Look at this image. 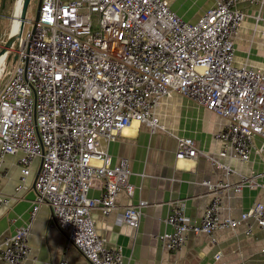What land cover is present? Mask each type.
<instances>
[{"label":"built area","instance_id":"obj_1","mask_svg":"<svg viewBox=\"0 0 264 264\" xmlns=\"http://www.w3.org/2000/svg\"><path fill=\"white\" fill-rule=\"evenodd\" d=\"M18 3L22 9V0ZM243 3L259 12L248 14L240 8ZM263 8L264 0H215L189 22L168 0H42L38 21L27 17L0 68V79L7 77L0 89V183L7 156L23 153L19 189L26 188L33 162L41 160L30 219L5 239L1 260L28 264L31 228L46 205L86 264H125L121 247L108 246L93 218L94 209L109 216L121 191L130 197L135 192L129 160L115 163L107 145L134 122L152 135L164 131L157 109L175 94L225 121L214 135L222 160L182 137L178 160L204 156L228 178L236 173L232 161L249 163L254 150L264 153V142L255 147L256 138L264 141V67L236 61V39L245 21L264 24ZM12 58L14 68L7 71ZM240 176L235 184L202 181L211 200L198 223L186 215L184 202H174L166 219L171 230L158 236L163 249L182 250L190 234L217 243L215 233L222 229L245 225L247 235L264 230V201L239 218L221 216V192L264 191V172ZM94 189L100 193L90 196ZM11 201L0 195V206ZM147 205L140 200L124 207L122 222L138 230ZM55 264L70 263L64 258Z\"/></svg>","mask_w":264,"mask_h":264},{"label":"crops","instance_id":"obj_2","mask_svg":"<svg viewBox=\"0 0 264 264\" xmlns=\"http://www.w3.org/2000/svg\"><path fill=\"white\" fill-rule=\"evenodd\" d=\"M179 16L196 22L212 7L215 0H168ZM240 8L256 15L259 7L243 3ZM264 15V8L262 9ZM236 61L253 67H264V24L256 25L252 18L245 21L236 39ZM157 113L165 127L152 135L148 127L138 122L125 128L117 140L107 149L116 163L127 158L132 170L131 182L135 185L133 197L121 191L116 199V209L107 217L101 210H93V218L99 235L107 239L109 247H121L125 264H264V230L255 229L252 235L245 233V225L236 229H222L215 233L217 243L208 235L190 234L185 247L178 251L163 249L158 236L171 230L166 224L172 204L185 203V213L193 222H200L210 203L211 195L204 180L213 182L229 180L235 184L240 175L252 171L264 172V153H252L249 163L232 161L236 172L228 178L225 171L216 167L208 158L178 160V138H192L207 155H218L221 143L214 135L224 124V119L211 111L197 106L182 95L175 94L162 101ZM263 139H255V147H261ZM22 152L5 158L7 175L0 183V195L11 203L0 206V247L5 239L28 223L30 211L36 200L35 181L41 165L36 159L27 177L26 188L19 189ZM99 190H91L97 196ZM221 216L239 218L255 203L264 201L262 189L245 188L238 193L223 191ZM144 200L148 205L138 230L122 222L124 207ZM29 242L31 255L28 264H55L67 259L70 264H86L84 256L68 243L67 237L54 224L53 213L41 205L33 222ZM220 255V259L216 256ZM0 264H7L0 258Z\"/></svg>","mask_w":264,"mask_h":264},{"label":"rangeland","instance_id":"obj_3","mask_svg":"<svg viewBox=\"0 0 264 264\" xmlns=\"http://www.w3.org/2000/svg\"><path fill=\"white\" fill-rule=\"evenodd\" d=\"M18 0H0V51L3 48L4 41L8 38L9 34L12 31L13 19L15 16ZM39 0H31L30 8L31 11L28 12L27 17L29 19L35 20L36 13L38 9ZM86 12V10H82ZM29 27V25H28ZM16 45H14V48ZM14 59L7 61L6 69L11 71L14 68ZM7 77L0 79V89L3 87L6 82Z\"/></svg>","mask_w":264,"mask_h":264},{"label":"water","instance_id":"obj_4","mask_svg":"<svg viewBox=\"0 0 264 264\" xmlns=\"http://www.w3.org/2000/svg\"><path fill=\"white\" fill-rule=\"evenodd\" d=\"M30 3H31V0H22V9H21V15H20L19 31L16 34H14L11 31V33L9 34L5 44L3 45V48L0 51V68L2 65V62H1L2 58L12 51L17 39L20 38V36L24 30V25H25V21L27 20V14L29 12ZM41 4H42V0H39L38 9H37L36 18H35L36 22L39 19V11L41 8Z\"/></svg>","mask_w":264,"mask_h":264},{"label":"bare ground","instance_id":"obj_5","mask_svg":"<svg viewBox=\"0 0 264 264\" xmlns=\"http://www.w3.org/2000/svg\"><path fill=\"white\" fill-rule=\"evenodd\" d=\"M20 15H21V4L17 3V8H16V13H15V18L13 19V26H12V32L16 34L19 31L20 27ZM5 59V56L2 58L3 62Z\"/></svg>","mask_w":264,"mask_h":264}]
</instances>
